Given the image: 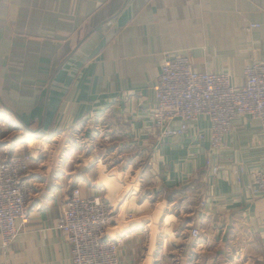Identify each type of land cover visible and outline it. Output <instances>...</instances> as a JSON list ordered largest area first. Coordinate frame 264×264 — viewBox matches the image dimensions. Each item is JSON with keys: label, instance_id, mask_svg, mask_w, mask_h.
I'll return each mask as SVG.
<instances>
[{"label": "crops", "instance_id": "obj_1", "mask_svg": "<svg viewBox=\"0 0 264 264\" xmlns=\"http://www.w3.org/2000/svg\"><path fill=\"white\" fill-rule=\"evenodd\" d=\"M167 54L242 86L245 67L264 64V0H0V162L31 157L28 224L0 264H72L56 225L78 181L82 198L110 207L118 264H264V195L248 176L264 169V130L236 119L217 152L203 119L160 140L150 113ZM106 118L96 151L89 137Z\"/></svg>", "mask_w": 264, "mask_h": 264}, {"label": "built area", "instance_id": "obj_2", "mask_svg": "<svg viewBox=\"0 0 264 264\" xmlns=\"http://www.w3.org/2000/svg\"><path fill=\"white\" fill-rule=\"evenodd\" d=\"M248 29L249 31L252 30ZM244 83L236 86L229 73L197 72L185 56H164L153 91L155 104L150 113L158 138H179L203 119L208 124L210 148L219 151L223 137L236 119L258 122L264 130V64L253 60L243 71ZM179 126L174 127L173 122ZM196 140L204 134L196 132ZM212 175L219 173L210 159ZM27 158L10 157L0 162V248L6 251L28 224L29 186ZM244 173V170H241ZM240 175H238L239 177ZM253 195H264V169L248 172ZM80 181L72 184L66 209L56 225L70 246L72 264H118V241L106 237L110 208L101 198L80 196ZM200 230L192 228L190 238L200 239Z\"/></svg>", "mask_w": 264, "mask_h": 264}, {"label": "rangeland", "instance_id": "obj_3", "mask_svg": "<svg viewBox=\"0 0 264 264\" xmlns=\"http://www.w3.org/2000/svg\"><path fill=\"white\" fill-rule=\"evenodd\" d=\"M252 26H254V28L252 29V30H255V29H257L259 26L257 25V24H250L248 27H247V30L248 29H251V27ZM101 125H99L98 126V128H96V129H98V130H96L95 128H94V131H92L93 133H92V135H91V137H89V139H94V140H97V143H96V151H100V149H101V151H103V148L102 147H105L106 145H104V144H102V145H100V141H99V139H98V137L100 136L101 138V140L105 137V136H107V134H106V132L107 131H109L110 129H111V124H110V122H109V120H108V118H106V119H102V121H101V123H100ZM97 126V125H96ZM231 131H232V128H231V130H230V132L229 133H227L226 135H228V134H231ZM99 132H101V134L99 133ZM29 136H30V134H28V132H26V133H24V134H21L20 136H19V140H23L24 142L27 140V138H29ZM65 136L66 135H64V136H62L61 138H60V142H63L64 140H65ZM78 139H79V143L80 144H78L79 145V148H77V149H79V151H81L82 152V149L84 148L83 146L85 145V142H84V134L83 133H81V134H79V136H78ZM22 141V142H23ZM37 146V145H36ZM81 147V148H80ZM39 148L43 151L44 149H46V147L45 146H42V145H39ZM44 148V149H43ZM50 149V148H49ZM77 149L75 148V150L77 151ZM90 149H92L93 150V148H90ZM48 150V149H47ZM141 152V151H140ZM54 154H56L55 152H54ZM96 155H97V158H96V162L97 161H100L101 160V162H104V159H105V157L106 156H110L111 157V155L110 154H105V155H103V160L102 159H100V157L98 156V153H96ZM20 157H23V158H27V162H28V164H29V166H30V161H31V157H30V154L28 153V152H25V153H23L22 155H20ZM81 156H80V153H77L76 155H75V158H78V161H76V163H74V164H79V161L81 162L83 159H82V157L80 158ZM113 161V160H112ZM118 161H120V160H117V161H114L115 163H117ZM134 164H135V162L133 163V168L135 167L134 166ZM128 166H130V163L128 164ZM138 167L142 170H146L144 167H146V159H140L139 160V163H138ZM79 174H76V176H78ZM79 176H81V175H79ZM129 177H130V175H128ZM89 178L92 180L93 178H95V175H93V176H89ZM137 179V178H136ZM150 181V177L148 176V175H145L144 176V179L142 180V182L143 183H148ZM104 200V199H103ZM104 202L107 204V202H106V200H104ZM108 205V204H107ZM109 206V205H108ZM110 208V207H109ZM110 217H111V213H110ZM8 250V249H7ZM118 263H119V260H118Z\"/></svg>", "mask_w": 264, "mask_h": 264}, {"label": "bare ground", "instance_id": "obj_4", "mask_svg": "<svg viewBox=\"0 0 264 264\" xmlns=\"http://www.w3.org/2000/svg\"><path fill=\"white\" fill-rule=\"evenodd\" d=\"M31 145H35V143H31Z\"/></svg>", "mask_w": 264, "mask_h": 264}]
</instances>
